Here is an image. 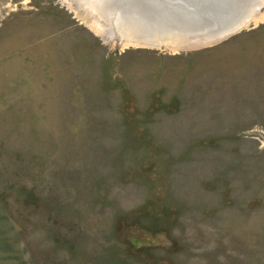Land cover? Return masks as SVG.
<instances>
[{
    "label": "rangeland",
    "instance_id": "rangeland-1",
    "mask_svg": "<svg viewBox=\"0 0 264 264\" xmlns=\"http://www.w3.org/2000/svg\"><path fill=\"white\" fill-rule=\"evenodd\" d=\"M76 2L0 0V264H264V4L158 47Z\"/></svg>",
    "mask_w": 264,
    "mask_h": 264
},
{
    "label": "water",
    "instance_id": "water-1",
    "mask_svg": "<svg viewBox=\"0 0 264 264\" xmlns=\"http://www.w3.org/2000/svg\"><path fill=\"white\" fill-rule=\"evenodd\" d=\"M76 1L77 8H83L82 6L88 3L83 0ZM242 2L239 0H105L103 11L94 5L87 6L91 14L89 13L87 17L81 16L91 26H95L99 19L107 15L105 10H112L110 12L114 11L118 16L135 20L136 30L138 29L142 36L150 38L144 40L140 38V34L131 41L121 35L118 37V42L121 43L126 41L125 43L159 47L162 44L153 42V39L160 33L167 32L173 36L178 35L183 40L182 44L185 42L186 45H197L239 32L257 18V10L264 4L263 0H257L251 6ZM82 11L84 12V9ZM102 22H100L102 25H106L104 19Z\"/></svg>",
    "mask_w": 264,
    "mask_h": 264
},
{
    "label": "bare ground",
    "instance_id": "bare-ground-1",
    "mask_svg": "<svg viewBox=\"0 0 264 264\" xmlns=\"http://www.w3.org/2000/svg\"><path fill=\"white\" fill-rule=\"evenodd\" d=\"M86 1H88L89 2V4L91 3V5L93 6L94 5V7L95 6H97V7H99V8H101V11H103V9H105V6H103L104 4V1L105 0H86ZM239 1H243L242 3H248V5H253L254 4V2L256 1L257 2V0H239ZM89 4H87V6L89 5ZM100 4H102V5H100ZM91 7V6H90ZM106 12H108V13H111L112 14V16L113 15H117L114 11L113 12H110V11H112V10H105ZM107 13V14H108ZM108 15H110V14H108ZM119 16H121V17H125V16H122V15H119ZM126 18H128V19H131V21H128V23L130 24V26L128 27L129 28V31H136V32H138V29L136 30V29H131L132 28V26L131 25H137V23L136 22H134L135 20H133L132 18H130V17H126ZM117 25H118V23H117ZM134 32L132 33L131 32V36H133V37H136L135 35H134ZM122 33H126V35H127V32H126V30H122ZM139 33V32H138ZM137 36H138V34H136ZM140 36H142V34L140 35ZM140 38H142V39H148V40H150V38H147V37H144V36H142V37H140ZM130 40H132L133 41V39H130ZM158 42V43H170L171 45H173V44H175V43H181L183 40H181L180 39V37L178 36V35H172L171 33H167V32H163V33H160V35L159 36H157V38L155 37L154 39H153V42Z\"/></svg>",
    "mask_w": 264,
    "mask_h": 264
}]
</instances>
